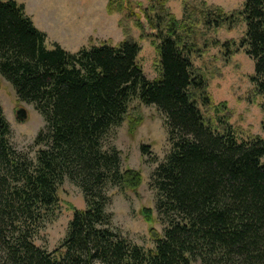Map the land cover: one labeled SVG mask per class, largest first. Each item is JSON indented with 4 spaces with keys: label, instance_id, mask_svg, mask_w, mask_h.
Here are the masks:
<instances>
[{
    "label": "trees",
    "instance_id": "16d2710c",
    "mask_svg": "<svg viewBox=\"0 0 264 264\" xmlns=\"http://www.w3.org/2000/svg\"><path fill=\"white\" fill-rule=\"evenodd\" d=\"M169 2L148 0L143 9L155 32L149 35L158 41L160 77L149 80L138 63L136 41L77 53L57 43L48 49L47 34L25 5L0 0V75L18 100L32 104L45 120L33 159L13 146L0 102V264H264V138L239 141L227 122L220 120L219 132L204 117L199 101L208 107L213 99L194 67L187 15L199 9L210 29L232 30L243 18L241 46L255 63L252 81L264 97V0H247L242 11L231 13L206 0L200 5L184 0L190 21L184 23ZM135 4L108 0L106 10L145 32ZM135 98L164 115L171 144L151 178L166 228L150 250L124 237L108 211L109 188L136 189L142 183L140 172L123 169L121 152L105 145ZM141 151L147 155L150 148L143 145ZM66 179L81 189L86 208L74 211L66 238L48 252L34 237Z\"/></svg>",
    "mask_w": 264,
    "mask_h": 264
},
{
    "label": "rangeland",
    "instance_id": "374dc122",
    "mask_svg": "<svg viewBox=\"0 0 264 264\" xmlns=\"http://www.w3.org/2000/svg\"><path fill=\"white\" fill-rule=\"evenodd\" d=\"M15 1L24 4L38 29L45 30L51 36L50 42L47 36L48 49H53V44L61 41L73 49L67 52L77 53L82 48L102 44L116 46L126 39H132L141 47L138 63L145 76L149 80L160 77L158 41L150 36L155 32L149 27L143 13L148 0H133L138 5H134L135 11L144 23L145 32L137 28L131 19L126 20L123 14H109L106 10L108 0ZM188 1L201 3V0ZM246 1L206 0L208 5L219 6L227 13L242 11ZM183 2H169L171 12L182 23L189 21L186 20L188 17L185 16ZM188 14L191 15L192 24H189L196 50L192 56L194 67L196 73L206 80L207 91L213 99L208 107L199 101L204 117L219 132L223 130L220 120L227 122L239 141L264 138V97L252 81L255 63L247 55L245 47L241 46V40L246 35V22L240 17L232 30L226 26L210 29L203 24L199 9L194 8ZM186 29L181 30L183 35L187 34ZM146 34L150 35L146 37ZM225 44L229 46L225 47ZM0 102L12 130L13 146L28 152L35 159L41 147H33V144L45 127L43 116L32 104L19 101L13 86L1 75ZM222 104L226 107L218 109ZM21 110L26 113L25 120L18 116ZM105 145L121 152L124 170L132 169L142 176V183L136 189L109 188L111 203L108 211L113 216V225L132 243L145 250L154 249L157 236H163L166 228L156 210L157 191L151 185L153 172L171 151L165 117L155 106H147L135 98L129 104L124 122L110 131ZM143 145L149 146V154L143 155ZM85 208L81 189L66 179L58 189L56 206L34 237L35 245L48 252L54 251L66 238L74 211ZM145 211L151 212L150 219Z\"/></svg>",
    "mask_w": 264,
    "mask_h": 264
},
{
    "label": "crops",
    "instance_id": "0c3cea01",
    "mask_svg": "<svg viewBox=\"0 0 264 264\" xmlns=\"http://www.w3.org/2000/svg\"><path fill=\"white\" fill-rule=\"evenodd\" d=\"M26 12H27V9H26ZM28 14V13H27ZM29 15V14H28ZM30 16V15H29ZM31 17V16H30ZM32 18V17H31ZM33 19V18H32ZM34 24L36 25L35 21L33 20ZM37 28H39L37 25H36ZM44 31L47 36H48V41L51 39V36L48 34V32H46L45 30H42ZM53 41H56L55 39H52ZM50 42V41H49ZM57 43H60L62 48L65 49L66 51H72L73 49H71V46L68 45L67 43H62L61 41H56ZM71 49V50H70Z\"/></svg>",
    "mask_w": 264,
    "mask_h": 264
},
{
    "label": "water",
    "instance_id": "95a60500",
    "mask_svg": "<svg viewBox=\"0 0 264 264\" xmlns=\"http://www.w3.org/2000/svg\"><path fill=\"white\" fill-rule=\"evenodd\" d=\"M18 116H19V118L21 120H25L26 119V113H25V111L24 110L19 111Z\"/></svg>",
    "mask_w": 264,
    "mask_h": 264
}]
</instances>
